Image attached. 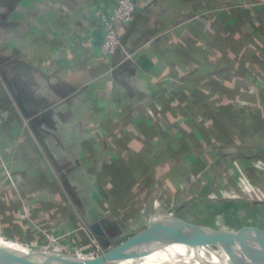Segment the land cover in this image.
<instances>
[{"label":"crops","instance_id":"crops-1","mask_svg":"<svg viewBox=\"0 0 264 264\" xmlns=\"http://www.w3.org/2000/svg\"><path fill=\"white\" fill-rule=\"evenodd\" d=\"M118 1L0 0V155L15 182L0 162L2 236L39 245L101 223L116 244L150 215L173 205L193 215L196 203L216 228L206 195L232 204L221 194L228 157L264 160V129L254 130L264 125V0H134L122 48L107 57L101 14ZM86 241L79 232L64 243Z\"/></svg>","mask_w":264,"mask_h":264},{"label":"water","instance_id":"water-1","mask_svg":"<svg viewBox=\"0 0 264 264\" xmlns=\"http://www.w3.org/2000/svg\"><path fill=\"white\" fill-rule=\"evenodd\" d=\"M178 212L173 205L150 215L143 230L95 258L52 253L0 235V264H264V239L198 229L179 221ZM91 229L105 234L101 223Z\"/></svg>","mask_w":264,"mask_h":264},{"label":"rangeland","instance_id":"rangeland-1","mask_svg":"<svg viewBox=\"0 0 264 264\" xmlns=\"http://www.w3.org/2000/svg\"><path fill=\"white\" fill-rule=\"evenodd\" d=\"M233 96H235V94ZM243 102L246 101L243 100ZM262 143H264V141H262ZM228 159H229L228 166H226V168L222 171V173L220 172V168H218L217 172L218 174L221 173L222 175L226 174V176H221V177H224V179L227 181V185L229 189L225 190L223 193L221 192V194L225 197V199L231 201L232 204L223 203L222 205H220L218 201L220 200L221 197L217 198L212 192L213 190H210L209 193L206 195V198L209 201L208 202L209 205L207 206L206 211H209L210 210L209 208L215 209L211 211L212 213L209 211L210 212L209 214L210 215L212 214L211 217L213 223L208 225H216V228L209 227L206 224L204 225L203 221L199 217L201 215L195 213V209L197 208L198 210L199 205H202L203 203L194 204L193 207L188 209V211L193 210V215L183 214L181 215V217L178 216L177 218L179 219V221L188 225H192L193 227H196L198 229L208 228L212 232L216 231L217 233H223V234H227L230 232L253 233L255 230L254 225L258 226V227L256 226V229L258 230H260V228L262 229L264 228V160L262 158L261 159L257 158V160H253L254 161L253 162L251 159L248 162L246 161L243 162L242 165L240 161H237L238 159H236L235 156H229ZM252 166H254L255 169L254 173L251 172ZM255 175L256 178L254 177ZM238 179L241 181V184H238L240 183L238 182ZM198 181H202V178L199 177ZM236 184H238L237 187L235 186ZM89 192L90 190L86 189V194H88ZM128 194L130 195V193ZM140 203H136L139 206L138 208H140L139 211L140 213L138 214V217H136V223L139 222V218L141 216L147 215L148 212L147 208L149 210L150 207L149 206L150 203H147L146 200L145 202L143 201V204ZM214 204L216 205L214 206ZM234 204H237V206ZM71 206L72 205L69 204V210ZM163 208H167V207L164 206ZM128 210H130L129 207L127 208V211ZM203 217L204 216H202V218ZM239 217H244V219L246 217L248 218V220H244V219L243 220L245 223L244 227L248 228L249 230L245 229L244 227L242 228V226L240 227L238 225V222L240 221ZM250 228L252 230H250ZM11 239L14 240V238Z\"/></svg>","mask_w":264,"mask_h":264},{"label":"built area","instance_id":"built-area-1","mask_svg":"<svg viewBox=\"0 0 264 264\" xmlns=\"http://www.w3.org/2000/svg\"><path fill=\"white\" fill-rule=\"evenodd\" d=\"M136 14V4L134 0H119L116 6L109 13L101 14V26L104 32V41L100 48L102 55L111 57L120 48H122L121 40L118 34V26L129 24L133 21ZM0 162L6 175V179L15 184L13 175L8 165L3 162L0 155ZM30 209L27 205L22 203L20 205V218L21 220H31ZM83 232L86 235V242H80L79 244H73L65 242L71 234ZM44 242L39 245H35L43 250L57 253V254H75L79 256H87L95 258L101 256L106 251L112 249L103 248L99 239L92 231L91 227L87 225L80 226L77 230H74L70 234L52 236L45 234L43 236ZM89 248V251H83L82 248Z\"/></svg>","mask_w":264,"mask_h":264},{"label":"trees","instance_id":"trees-1","mask_svg":"<svg viewBox=\"0 0 264 264\" xmlns=\"http://www.w3.org/2000/svg\"><path fill=\"white\" fill-rule=\"evenodd\" d=\"M257 34H259V33H257ZM212 111L213 112H219L220 110L219 109H212ZM223 112H224V110H223ZM235 113H237L235 109H229V116L232 117L233 119L241 120L242 118H245L244 116H245L246 113L244 115H242V114L236 115ZM263 129H264V125L256 126L254 128L255 133H256V131H258V130L262 131ZM244 143L250 144V142H248V141H244ZM151 175H152V173L149 174V176H151ZM149 176H146V177H149ZM132 188L127 189L125 194L128 195V193H131L130 195L133 196L132 191H131ZM124 197H125V195L124 196H120L119 199H123ZM109 234H116V231L111 230ZM97 237L99 238L101 245L105 249H109L110 247L114 248L115 246L119 245L120 243H122L125 240V239H123V240L119 241L116 244H112L110 241L115 236H109L108 237L107 234L105 233L103 236L102 235H97Z\"/></svg>","mask_w":264,"mask_h":264},{"label":"bare ground","instance_id":"bare-ground-1","mask_svg":"<svg viewBox=\"0 0 264 264\" xmlns=\"http://www.w3.org/2000/svg\"><path fill=\"white\" fill-rule=\"evenodd\" d=\"M167 169V168H166ZM161 171V170H160ZM168 171V170H167ZM170 177V176H169ZM171 178H173V177H171ZM160 181V184L159 185H157L156 186V194L160 197V198H162V199H168L169 198V195H170V193H171V188H169L168 187V185L166 184V182L165 181H163L162 179L161 180H159ZM173 181V180H172ZM174 184H175V186H176V182H175V180H174ZM196 192V191H195ZM249 194V193H248ZM134 195L135 196H138V195H140V191L139 190H135L134 191ZM133 195V196H134ZM132 196V197H133ZM134 196V197H135ZM172 196V195H171ZM169 201H170V199H169ZM166 202H168V201H166ZM260 228V227H259ZM225 231V230H224ZM246 233V232H245ZM255 235H257L258 237H260V238H262V239H264V228L262 229V228H260V230H258V229H256L255 228V230H254V232H253Z\"/></svg>","mask_w":264,"mask_h":264}]
</instances>
